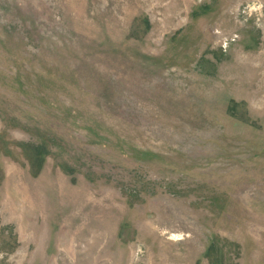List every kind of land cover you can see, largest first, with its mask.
Masks as SVG:
<instances>
[{
    "label": "rangeland",
    "instance_id": "rangeland-1",
    "mask_svg": "<svg viewBox=\"0 0 264 264\" xmlns=\"http://www.w3.org/2000/svg\"><path fill=\"white\" fill-rule=\"evenodd\" d=\"M0 264H264V0H0Z\"/></svg>",
    "mask_w": 264,
    "mask_h": 264
}]
</instances>
